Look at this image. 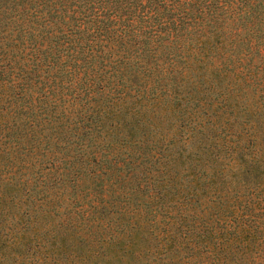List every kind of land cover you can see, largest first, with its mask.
Returning <instances> with one entry per match:
<instances>
[{
	"label": "trees",
	"instance_id": "obj_1",
	"mask_svg": "<svg viewBox=\"0 0 264 264\" xmlns=\"http://www.w3.org/2000/svg\"><path fill=\"white\" fill-rule=\"evenodd\" d=\"M0 264H264V0H0Z\"/></svg>",
	"mask_w": 264,
	"mask_h": 264
}]
</instances>
